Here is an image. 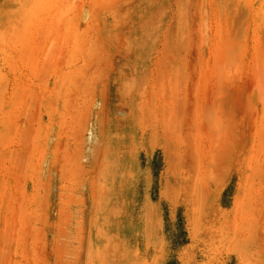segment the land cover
<instances>
[{
    "label": "rangeland",
    "instance_id": "obj_1",
    "mask_svg": "<svg viewBox=\"0 0 264 264\" xmlns=\"http://www.w3.org/2000/svg\"><path fill=\"white\" fill-rule=\"evenodd\" d=\"M0 264H264V0H0Z\"/></svg>",
    "mask_w": 264,
    "mask_h": 264
},
{
    "label": "bare ground",
    "instance_id": "obj_2",
    "mask_svg": "<svg viewBox=\"0 0 264 264\" xmlns=\"http://www.w3.org/2000/svg\"><path fill=\"white\" fill-rule=\"evenodd\" d=\"M93 139V138H92Z\"/></svg>",
    "mask_w": 264,
    "mask_h": 264
}]
</instances>
